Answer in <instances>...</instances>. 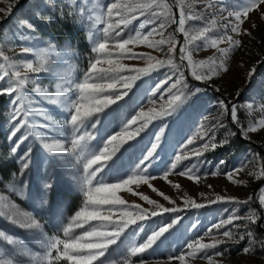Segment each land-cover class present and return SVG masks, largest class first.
Instances as JSON below:
<instances>
[{
    "label": "snow or ice",
    "instance_id": "6c2138e0",
    "mask_svg": "<svg viewBox=\"0 0 264 264\" xmlns=\"http://www.w3.org/2000/svg\"><path fill=\"white\" fill-rule=\"evenodd\" d=\"M223 3L224 0H110L107 4H101L99 0H89L88 4H78L80 19L88 21L89 26L95 29L89 32L95 56L89 60L79 82L61 80L54 84V88L45 87L35 79L42 73L59 77V73L49 66V56L55 50L54 45L38 51L22 46L19 55L30 54L35 57V61L14 59L0 51V60L3 61L0 64V96L12 97L10 103L13 106L9 139H16L10 148L11 154L16 155L25 141L30 137L34 138L51 161L68 164L69 158H74L76 164L82 165L79 179L83 189L82 204L62 228V234L49 236L38 216L23 210L11 198L12 195L24 198L27 185L23 182L19 185L9 182L4 191L0 192V218L37 236L43 253L33 252L21 238L0 229V247L5 248V253L0 254V264H149L143 259L144 254L180 223L179 216L153 230L142 242L133 243L120 260L108 259L109 250L122 243V237H125L129 228L139 227V222L152 217L179 213L187 208L199 210L221 201L240 205H248L253 201V195H248L246 199L215 195L207 203H200L189 197L184 199L183 207H165L148 195L135 191L133 185H147L169 204H176L168 195L152 186L150 181L157 177L148 174L165 134L163 126L155 134L150 146L143 151L131 174H125L115 182H106L104 179L106 171L115 169L119 159L117 153L125 145L132 147L129 142L135 141L152 121L175 115L186 103L189 99L186 94L188 76L195 81L208 83L221 72L229 71L226 59L231 52L242 47V40L235 37L251 35L242 25L250 19V13L259 11L264 6V0H245L243 7L238 10H228L227 6L219 7ZM0 12H4L5 16L9 15L11 6L7 10L0 9ZM67 15L75 16L76 13L68 12ZM261 18H264V12L261 13ZM133 24L134 29L131 27ZM20 27L35 32V25L28 21H21ZM252 27L256 25L253 24ZM170 28L172 31H168ZM222 44L227 47H221ZM140 47L163 55L134 50ZM208 49L215 51L207 58H195ZM125 60L143 61L144 66L125 64ZM162 69H168V72L151 90L152 95L156 96L164 89L167 100L161 107L157 109L153 106L147 111L141 108L118 131L90 149L89 144L96 140L95 130L101 123V114L105 109L128 97L143 77ZM255 72V66L247 71L246 82H251ZM165 85L167 88H164ZM200 91L196 88L191 95ZM216 91L219 92L220 89L217 88ZM236 95H240L239 90ZM149 104L155 105V101L150 99ZM219 106L221 111L217 117L212 118L214 122L207 125L202 122L196 134L189 137L175 154L169 169L163 174L164 179L176 174L199 182L201 177L193 171L195 164L186 166L185 170L177 169L183 161L198 160L207 151H214L229 143L227 139L217 141L216 138L219 129L226 127L224 117L230 118L231 124L238 128L245 140L251 141L250 134L264 131V102L259 105L247 103L243 106L248 117L254 112L261 114L259 119L252 120L247 126L242 123L239 114L241 105L220 100ZM51 108L66 113L65 118L58 120L50 111ZM22 129L28 131L18 136ZM67 129L71 130L70 139L64 136ZM236 134L232 133L233 136ZM69 144L70 147L67 146ZM31 152L32 149L29 148L19 157L22 164L18 175L23 176L29 168ZM254 159L259 167L248 172V176L259 182L264 180V156L255 153ZM224 163L220 161L221 165ZM244 167L242 165L234 172L224 175L233 184L247 186L243 180L234 178ZM220 174L219 169L212 173L213 176ZM173 187L179 189L180 185L174 184ZM120 192L139 196L141 201L151 207L129 203L118 195ZM257 201L259 208L250 207L244 215H239V210L234 209L227 218L207 230L209 234L215 230L218 235H210L209 242H204V237L192 240L186 245L188 251L170 257L169 264L172 260L179 261V264H190L191 260L198 257L204 259L206 264H221L214 256L223 257L224 252L217 251L213 256L208 254V250L218 249L230 241L235 244L247 241L248 246L243 248L245 255L253 252L257 245L264 249V239L257 238V230H264V211H261L264 210V186L258 189ZM192 227L195 228L196 225L193 224ZM135 257L140 259L134 260Z\"/></svg>",
    "mask_w": 264,
    "mask_h": 264
},
{
    "label": "rangeland",
    "instance_id": "374dc122",
    "mask_svg": "<svg viewBox=\"0 0 264 264\" xmlns=\"http://www.w3.org/2000/svg\"><path fill=\"white\" fill-rule=\"evenodd\" d=\"M88 2L89 0H6V2L0 0V9L7 10L11 6L9 15L5 16L4 12H0V51L6 52L14 59L35 61V57L30 54L19 55L20 48L27 46L38 51L47 48L49 45H54L55 50L49 56V66L55 69L56 73H59V77L42 73L36 76L35 79L41 85L49 88H54V84L61 82V80L79 82L87 69L89 60L95 56V53L92 52L93 42L89 39V32L95 31V29L89 26L88 21L80 19L77 9L78 4H88ZM108 2L110 0H99L101 4H107ZM204 2H208V0H204ZM244 3L245 0H224V3L219 7L227 6L228 10H233V8L238 10L243 7ZM68 12L76 13V15L69 16L67 15ZM262 12H264V6H261L259 11L250 13V19L242 25V28L250 32L251 35L235 37L242 40V47L235 49L226 59V66L229 71L227 73L221 72L218 77L208 83L195 81L188 76L186 94L189 99L181 109L171 117L152 121L135 141L129 142L132 147L125 145L117 153L119 159L115 169L106 171L104 175L106 182H115L121 176L131 174L135 170L143 151L150 146L155 134L163 126L165 127V134L148 174L157 177V179L150 181L152 186L159 192L168 195L176 204H169L168 201L153 192L147 185H140L139 187L133 185L135 191L148 195L150 199L156 200L165 207H183L184 199L189 197L197 202L207 203V200L214 199L215 195L231 196L239 199H246L248 195H253V201L248 205L221 201L203 209L187 208L179 213H165L139 222V227L132 226L128 229L125 237H122V243H118L109 250L108 259H122L133 243L142 242L153 230L179 216L181 218L180 223L166 233L143 256V259L148 261L149 264H169L170 257L188 251L186 245L192 240L204 237V242H209L210 235H218L215 230L211 234L207 230L222 219L227 218L234 209L239 210V215H244L250 207L259 208L257 193L258 189L264 186V180L258 182L253 177L248 176V172L259 167L254 159V154L259 153L264 156V131L250 134L251 141L245 140L240 135L238 128L231 124L229 117L223 118L226 127L219 129L216 134L217 141L227 139L229 143L223 147H218L214 151H207L198 160L183 161L177 169V171L185 170L186 166L190 167L195 164L196 168L193 171L195 175L201 177L199 182L188 180L186 177L176 174L164 179L163 174L169 169L173 157L183 147L187 139L196 134L201 123L207 125L214 122L212 118L217 117L221 111L220 100L235 102L242 106L239 114L245 126L252 120L261 117L259 112H254L251 117H248L243 106L247 103L254 102L259 105L264 102V18H261ZM224 15L226 16L227 12ZM21 21H28L35 25V32H29L21 28ZM221 23H224V21H221ZM66 24H73L78 29L79 34L76 40H70L64 35L60 38L57 37L60 34L58 29H62L61 27ZM253 24L256 27L253 28ZM131 27L134 29L135 24ZM168 31H172V29L170 28ZM83 37L88 45V50L84 48V44L81 42ZM221 47H227V45L222 44ZM134 50L150 52L152 55L157 56L163 55L145 47ZM214 51V49L202 51L195 58H207ZM2 63L3 61L0 60V64ZM123 63L139 67L144 66L143 61L125 60ZM253 66L256 67V72L251 82L248 83L245 79L246 74ZM167 72L168 69H162L143 77L137 82L136 87L128 97L118 102L117 105L105 109L104 113L101 114V123L95 130L96 140L89 144V148L93 149L109 135L118 131L124 122L139 112L141 108H144L145 111L153 106L159 109L167 100V96L164 95V89H161L156 96L152 95L151 90L157 82L164 79ZM164 88H167V85ZM196 88L201 91L194 96L191 95V92ZM217 88L220 89L219 92L216 91ZM238 90L240 92L239 96L236 95ZM162 96L164 97L163 100L161 99ZM11 99L12 97L8 95L0 96V129L6 134L11 160L17 168L19 167V172L22 164L19 157L23 156L29 148L32 149V152L29 168L23 176L18 175L13 180H4L0 176V192L4 191L9 182H15L18 185L21 182L25 183L27 187L24 189V198L16 195H12L11 198L23 210L38 216L49 236L62 234V228L82 204L83 189L79 179L82 175V165L76 164L74 158H69L70 163L68 164L51 161L39 142L31 137L21 145L16 155H12L10 148L16 138L9 139L12 129V124L9 122L13 107L10 103ZM150 99L155 101V105L149 104ZM43 107L48 108L47 105H43ZM50 111L58 120H63L66 116V113L56 108H51ZM27 131V129H22L18 136L25 134ZM233 132L237 134L233 136ZM70 135L71 130L67 129L64 136L70 139ZM197 142L201 143L199 140ZM67 146L70 147V144ZM220 161L225 163L221 165ZM242 165H245L244 170L235 174L234 178L243 180L247 186L233 184L224 175V173L234 172ZM218 169L221 174L213 176L212 173ZM49 184L51 187H47ZM174 184H179L180 188L173 187ZM209 185H211V188H209ZM118 195L129 203H139L145 208L151 207L146 202L141 201L139 196H133L131 193L120 192ZM236 223H243V221H236ZM193 224L196 225L195 228L192 227ZM140 228L143 230L141 231ZM0 229L21 238L33 252L43 253L40 240L32 233L25 232L2 218H0ZM79 231L81 230H77V232ZM257 238L264 239V230H257ZM246 246H248L247 241L239 244L230 241L227 245H222L218 249L208 250V254L214 256L215 252L222 250L224 252L223 257L214 256V259L220 260L221 264H264V249L257 245L253 252L245 255L243 248ZM4 253L5 248L0 247V254ZM133 259L139 260L140 257ZM171 264H179V261L172 260ZM190 264H206V261L198 257L191 260Z\"/></svg>",
    "mask_w": 264,
    "mask_h": 264
},
{
    "label": "trees",
    "instance_id": "16d2710c",
    "mask_svg": "<svg viewBox=\"0 0 264 264\" xmlns=\"http://www.w3.org/2000/svg\"><path fill=\"white\" fill-rule=\"evenodd\" d=\"M62 29H58L60 34L57 35L58 38L61 36H66L70 40H76L79 32L76 26L73 24H66L65 26L61 27ZM81 39V38H80ZM84 44V48L88 50V45L84 41V37L82 38ZM6 134L0 129V176L4 180H13V178L18 177L19 167L17 168L15 163L11 160V155L9 153L6 141ZM17 175H13V174Z\"/></svg>",
    "mask_w": 264,
    "mask_h": 264
}]
</instances>
